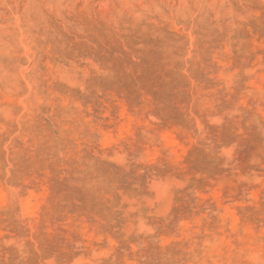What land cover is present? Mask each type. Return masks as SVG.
Segmentation results:
<instances>
[{"label":"rangeland","instance_id":"1","mask_svg":"<svg viewBox=\"0 0 264 264\" xmlns=\"http://www.w3.org/2000/svg\"><path fill=\"white\" fill-rule=\"evenodd\" d=\"M28 1L0 2V264H264V0Z\"/></svg>","mask_w":264,"mask_h":264},{"label":"bare ground","instance_id":"2","mask_svg":"<svg viewBox=\"0 0 264 264\" xmlns=\"http://www.w3.org/2000/svg\"><path fill=\"white\" fill-rule=\"evenodd\" d=\"M2 1V0H1ZM0 1V2H1ZM6 1V0H5ZM24 1V0H23ZM34 0H29L28 1V3L30 4V5H32V2H33ZM51 2V3H53V6L54 5H56V6H58L57 8H62L61 6L63 5V4H65L66 2H70V3H72V4H74L75 6H77L76 4H78V2L79 1H81V0H36V7L38 6V5H41L42 3H44V2ZM111 1V0H110ZM2 3V2H1ZM6 3V2H5ZM21 3V2H20ZM27 3V4H28ZM7 4V3H6ZM26 4V3H25ZM46 4V3H45ZM106 4V6H107V3H105ZM51 5V7H52V4H50ZM2 6V5H1ZM4 6V5H3ZM2 6V7H3ZM6 6V5H5ZM19 6V5H18ZM21 6V5H20ZM44 6V5H43ZM42 6V7H43ZM64 6V5H63ZM10 7V6H9ZM78 7V6H77ZM7 8V7H6ZM11 8H14V7H11ZM17 8H19V7H17ZM32 8V7H31ZM38 8H39V6H38ZM73 8H75V7H73ZM11 10H13V9H11ZM29 11V10H28ZM19 24V23H18ZM20 29V28H19ZM0 36H1V34H0ZM2 39V38H1ZM3 40V39H2ZM1 43V42H0ZM165 139H166V136H165ZM177 142V141H176ZM3 196V195H2ZM3 198V197H2Z\"/></svg>","mask_w":264,"mask_h":264}]
</instances>
